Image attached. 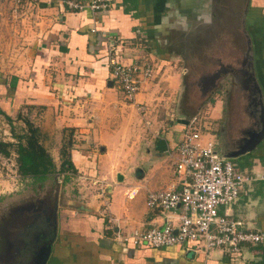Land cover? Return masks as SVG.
<instances>
[{
    "label": "crops",
    "instance_id": "0c3cea01",
    "mask_svg": "<svg viewBox=\"0 0 264 264\" xmlns=\"http://www.w3.org/2000/svg\"><path fill=\"white\" fill-rule=\"evenodd\" d=\"M9 1L0 0L1 18L8 14ZM62 1L22 2L31 7L21 18L19 38V56L26 66L23 73L13 77L18 83L8 84L6 77L0 78V109L11 116L23 113L28 106L36 117L31 120L44 134L43 143L48 139L50 144L60 146L70 139L71 162L73 155L85 158L82 168L72 162V178L83 176L93 184L94 191L105 193L100 198L96 191L88 201L78 205L68 201L64 209L59 206L55 229L54 224L50 226L51 250L45 264H264V141L260 143L263 150L254 152L253 165L244 171L253 177L248 192L227 208L230 217L261 232V242L233 255L220 248L205 249L195 242L155 248L123 245L118 238L133 229L161 226L166 219L176 221L180 210L161 212L149 209L145 203L150 190L179 187L174 184L177 178L172 164L162 159L165 152L155 147L159 138L167 141L173 126L161 129V123L154 124L158 122L153 120L152 112L138 110V104L145 109L158 105L155 100L163 86L172 99L176 92L181 94L184 56L174 50L172 40L168 44L167 40L177 38L188 24H201L217 34L212 46L213 63L225 64L240 50L237 34L245 35L246 44L247 34L255 75L264 91V0H109L105 8L96 11L71 10ZM223 31H227L226 37L218 38ZM112 48L117 49L124 64L143 58L153 64V74L140 84L134 102L125 99L120 87L114 85L107 59ZM186 48L181 45V50ZM176 65L178 70H173ZM228 80L222 79L225 83ZM163 105L168 109L170 99H165ZM144 119H148L147 125ZM54 132L58 133L57 139L52 137ZM141 145L147 146L144 151ZM149 145H154L156 152H151ZM146 160L150 161L144 170L140 165ZM0 171H17L16 162L12 168L9 164L0 166ZM116 174H121V181ZM5 177L0 176L1 200L6 196L4 192H9ZM133 189L137 193L129 196ZM79 192L82 194L81 188ZM82 203L91 210L80 209ZM26 207L20 206L16 223L1 218L0 230L7 232H0V264H32L35 249L25 252V245L16 243L17 236L27 242L28 231L39 222L37 218L32 223L25 220ZM12 225L14 230L10 232ZM13 232L15 237L11 236Z\"/></svg>",
    "mask_w": 264,
    "mask_h": 264
},
{
    "label": "built area",
    "instance_id": "2783aa9c",
    "mask_svg": "<svg viewBox=\"0 0 264 264\" xmlns=\"http://www.w3.org/2000/svg\"><path fill=\"white\" fill-rule=\"evenodd\" d=\"M23 1L13 0L15 9ZM62 2L68 9L77 11H96L109 4V0ZM116 51L112 48L107 55L111 77L124 98L134 102L140 84L152 76L153 64L144 58L124 64ZM138 110L144 111V105L138 104ZM182 129V139L174 147L173 174L178 189L171 185L150 190L145 199L146 206L152 210L179 208L177 220L166 219L161 226L121 233L119 242L155 248L195 242L205 249L220 248L228 254H240L244 245L261 242V232L247 228L243 221L230 217L227 212L242 193L248 192L253 177L234 165L230 158L223 157L215 139L204 138L197 116L188 119ZM136 193L137 189H133L129 196ZM220 207L225 210L220 212Z\"/></svg>",
    "mask_w": 264,
    "mask_h": 264
},
{
    "label": "rangeland",
    "instance_id": "374dc122",
    "mask_svg": "<svg viewBox=\"0 0 264 264\" xmlns=\"http://www.w3.org/2000/svg\"><path fill=\"white\" fill-rule=\"evenodd\" d=\"M9 5V8L12 10V12L10 9H8V14L3 18L0 17V78L3 79L6 77L5 83L8 84L10 82L18 83L16 79L13 80V77H16V75H19V73H23V67L26 66V64L22 62L21 57L19 56L22 53L19 38L21 37V29H23L21 18H24L25 11L31 10V7H28L29 5H21L17 7L16 10H14L15 6L13 0L9 1ZM32 5H34L33 1L31 2V6ZM174 40V38L168 39L167 44L170 41V43L173 45ZM167 44L165 46H168ZM164 50H167V47H165ZM185 64L187 66L189 65L188 63H186V61ZM191 65L194 66L193 64ZM182 67L183 65L181 61V68ZM173 70H178V66L176 65ZM191 81L193 80L190 73L186 75L185 78L183 77L181 84V94H178L176 92V95L174 94V99H172L171 96L168 95L169 91L166 92V88L163 86V88L159 90L158 99L155 100L159 104L154 107H147V109L141 111L143 113L147 112V110H149V112H152L153 116H155L153 120L158 122L154 124L157 125L161 123L163 125L161 129H166V127L171 128L173 126V128L171 129V135L167 137V150L163 154L164 156L162 158L165 159L169 164H172L173 167L175 162L174 147L182 139V128L184 123L194 115L197 116V120L200 122V125L202 127L201 130L205 132L204 138L215 139L217 143L216 148L219 150L222 149V146L224 147L226 145H229V142H226L225 137L226 134L230 133L232 100L229 93L232 94V91L234 90L233 86L230 82L225 83V81H221L220 85L218 86L219 89L215 90L208 96L202 97V95L200 96V88H197L195 94L193 93L192 88L190 87ZM114 83L115 86H118L115 81ZM222 84H224V86ZM10 87H12L11 84ZM226 90L228 91L227 94L226 92L224 93V91ZM165 99H170V105L168 109L163 108L167 107L163 105ZM32 113L31 109L27 106L24 108L22 115L27 116L28 119L31 120L33 118H36L33 117ZM10 117L13 121L12 124L9 123L8 120L0 114V138L3 141H15V138L12 135L13 128L14 130H16V132H21L23 130L22 127H24L23 121L17 117V113H13ZM146 121H148V119L143 120L145 125L148 124L146 123ZM149 124V126H151L153 124V121L150 120ZM64 132L65 131L62 132V135L64 134ZM57 135L58 133H52V137H56ZM65 138L67 139V135ZM43 144L47 147L48 152L52 156L56 168L58 169L60 167L61 161L60 149L63 143L60 144V146L57 144L52 145L50 144L48 139H46V141L44 140ZM261 146L262 145L260 144L255 148L254 151L247 152L236 158H231L232 162L242 171H248L249 168L253 165L254 152L263 150L264 147L262 148ZM145 147L147 146L141 145V151H144L146 149ZM148 147H150L151 152H156L154 145H149ZM92 148L97 147L87 146V149ZM0 156H2L0 157V166L9 164V167L12 168V164H15V161L13 160L15 154L13 152L9 156H5L2 154H0ZM3 156L6 158L8 157V159L3 158ZM84 161L85 158L81 157V155H76L75 158L73 155L72 162L73 164L75 163L78 168H82V166L84 165ZM149 161L150 160H146L145 162H142L140 166L144 170H146V165ZM5 172H7V175H5ZM74 172L75 171L61 172L59 170H56L45 180L33 182L31 179L26 178H20L17 181V178H19L20 176L17 171H0V176H6L5 178L8 179L9 185L8 189L6 188L9 192H4L6 196L2 200L0 199V222H2V219H10V222L16 223L18 218L16 216V213L20 209L21 205H26L31 210L29 212L30 216L27 217L34 216L33 214L35 212H40L43 206L46 205V214L41 215V212L37 214L38 217H42L41 222H44V217L52 215L55 203L57 204V209L59 208V206L64 209V207L69 205L68 201H74V203H76L75 205H78L79 202L88 201L90 194H93V192L96 191L100 192V198L104 197L105 193H103L100 189H96V191H94L93 189L95 188H93V184L88 183L87 180H84L85 178H83V176H78V178L76 177V179L72 178ZM115 177L117 179V174L115 175ZM78 179L83 182H79ZM125 180L128 182L127 176L125 177ZM79 188L82 189V194L79 192ZM121 194H123V192ZM39 199L42 200V203L39 202ZM221 208L222 207H220V209ZM13 226L14 225H12V227L10 228L12 229L10 230V232L14 230ZM1 231L2 233L7 232V230H0V232ZM11 236L15 237V233L13 232ZM246 246L250 245H244L242 247V250Z\"/></svg>",
    "mask_w": 264,
    "mask_h": 264
},
{
    "label": "water",
    "instance_id": "95a60500",
    "mask_svg": "<svg viewBox=\"0 0 264 264\" xmlns=\"http://www.w3.org/2000/svg\"><path fill=\"white\" fill-rule=\"evenodd\" d=\"M246 37L247 51L242 52L241 50H237L236 54L233 53L232 58L234 59L231 62L221 64L217 61L219 65L216 64L215 66H211L212 68H209L206 71L201 70L200 72L203 74L207 73L205 74L206 76H201L199 79L191 81L190 84L192 89L197 90V88H200V96L202 95V97H205L219 89L218 86L222 79L225 78L224 76L227 75V72L231 73L230 77L233 85L231 82L230 83L235 92L234 101L232 103L230 125V136L233 137V140L231 145L222 146V149L219 150L223 157L230 159L254 150L264 140V91L255 75L251 41L247 34ZM237 55L238 57H243L242 62L235 59ZM229 57H231V55H229ZM220 64L221 66L229 64V69H224ZM205 82H207V87L202 89ZM155 146L159 152H165L167 150V141L165 138H159L156 141ZM229 147L233 148L230 149ZM117 179L119 181L122 180L121 174L117 175ZM79 208L83 210H91L90 206L83 203L79 205ZM56 209L57 204L55 203L52 215L44 217L50 226L56 221ZM26 210L25 220L32 223L38 218L37 214L40 212L41 215L46 214V205L43 206L40 212L34 211V216L31 217H27L30 216L29 212L31 210L29 207H26ZM16 216L19 217V213H16ZM29 223H26V225ZM52 228L55 229V224ZM16 239L17 246L21 243V246L25 245L24 240L18 236ZM34 249L35 252L31 258L32 264H45L50 254L51 242L49 240H44L43 244Z\"/></svg>",
    "mask_w": 264,
    "mask_h": 264
},
{
    "label": "flooded vegetation",
    "instance_id": "af4514ba",
    "mask_svg": "<svg viewBox=\"0 0 264 264\" xmlns=\"http://www.w3.org/2000/svg\"><path fill=\"white\" fill-rule=\"evenodd\" d=\"M221 27L220 25H216ZM211 27H215L214 25ZM226 32L227 31H223L220 32L218 35V38L224 36L226 37ZM216 31L213 30H207L204 29L203 26L201 24L198 25H192V24H188L187 27H185L184 30H181L178 32V36L176 35L177 38L174 37V50L176 49V52L181 51L183 53V58L186 61V63H188L189 65L187 66L185 64L186 67H184V78L186 77V75H188L190 73V75L192 76V80L195 79H199L201 76H206L205 74H203L202 72L198 73V69H201V67L203 66L202 70H207L209 68H212L211 66H215L216 64L219 65V63H217V61L215 63H213L214 60V49L215 47L213 46V43H215V39L216 35H215ZM238 37V41L240 42V50L242 52L247 51V44L245 42V35H239L237 34ZM184 44L185 46H187L186 49H184L185 51L181 50V45ZM216 51V50H215ZM243 57H239L236 58V60L242 62ZM220 62V61H218ZM191 64H193L194 66H192ZM229 64H226L221 66L224 69L227 70V68L229 69ZM246 67V65H245ZM231 73L227 72V75L224 77H227L229 80V82L232 83L233 82L231 80L230 77ZM209 83V82H208ZM207 87V82L204 83V86L202 87V89H205ZM193 93L196 92V89H192ZM201 91V90H199ZM226 92V94L228 93V91H224V93ZM234 90L232 91V94H230L231 96V102L233 103L234 101ZM231 103V104H232ZM221 135V134H220ZM219 135V136H220ZM226 142H229V144L231 145L232 142V136H230V133L226 134ZM230 149L233 147H229ZM42 217L39 216L37 218L38 224L33 226L31 228V231H28V241L25 242V252L27 251H31L33 250V248H37L39 245L43 244L44 240H48L49 235H50V230H52L50 228L49 223L46 221V219H44V222L42 221Z\"/></svg>",
    "mask_w": 264,
    "mask_h": 264
},
{
    "label": "trees",
    "instance_id": "16d2710c",
    "mask_svg": "<svg viewBox=\"0 0 264 264\" xmlns=\"http://www.w3.org/2000/svg\"><path fill=\"white\" fill-rule=\"evenodd\" d=\"M0 113L12 124L10 116L1 109ZM17 117L23 121V130L16 132L13 128L12 135L15 141H3L0 138V154L5 156L11 155L12 152L15 154L17 173L21 178L31 179L33 182L43 181L56 170L68 172L73 169L69 156V147L72 145L70 139L63 142L60 149V167L57 169L43 144L44 134L41 129L21 112L17 113Z\"/></svg>",
    "mask_w": 264,
    "mask_h": 264
}]
</instances>
